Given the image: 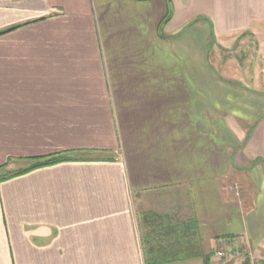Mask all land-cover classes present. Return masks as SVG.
<instances>
[{
	"label": "crops",
	"instance_id": "obj_1",
	"mask_svg": "<svg viewBox=\"0 0 264 264\" xmlns=\"http://www.w3.org/2000/svg\"><path fill=\"white\" fill-rule=\"evenodd\" d=\"M58 156L0 264L264 262V0H0V172Z\"/></svg>",
	"mask_w": 264,
	"mask_h": 264
},
{
	"label": "trees",
	"instance_id": "obj_2",
	"mask_svg": "<svg viewBox=\"0 0 264 264\" xmlns=\"http://www.w3.org/2000/svg\"><path fill=\"white\" fill-rule=\"evenodd\" d=\"M68 160H70V159L66 158V157L58 156V157H54V158L49 159V160L38 161V162H35L34 164H31L27 168L17 170L13 173L8 174L7 176L0 178V181H4V180L10 179V178L25 174V173L30 172V171L37 169V168H41V167L49 166V165H55V164L62 163V162L68 161ZM210 257L211 256L206 257V264H211L210 263ZM247 263H248L247 260H245L243 262V264H247ZM260 264H264V262H261Z\"/></svg>",
	"mask_w": 264,
	"mask_h": 264
},
{
	"label": "built area",
	"instance_id": "obj_3",
	"mask_svg": "<svg viewBox=\"0 0 264 264\" xmlns=\"http://www.w3.org/2000/svg\"><path fill=\"white\" fill-rule=\"evenodd\" d=\"M241 255L246 256V260L248 261L247 264H260L256 263V261L254 260L253 257L248 256L247 254H245L244 252H241L240 250H236L233 248H224L218 252H216L215 256L218 257L221 260V263L226 264V260L230 259V258H236V257H241Z\"/></svg>",
	"mask_w": 264,
	"mask_h": 264
},
{
	"label": "rangeland",
	"instance_id": "obj_4",
	"mask_svg": "<svg viewBox=\"0 0 264 264\" xmlns=\"http://www.w3.org/2000/svg\"><path fill=\"white\" fill-rule=\"evenodd\" d=\"M255 49H256V45L254 44L253 45V43L251 44V52H254L255 51ZM247 51H249L248 49H247ZM244 54V56H242L241 55V61H247V57L249 56L247 53H243ZM252 56H253V54H252ZM240 59V58H239ZM249 59V58H248ZM246 64V66L248 67V65H249V69L250 68H252V66H253V62L251 61V63H245ZM248 69V68H247ZM24 166V165H23ZM23 166H17V165H15V166H12V167H10L9 169H8V171L7 170H5V171H3V172H0V178H2V177H4V176H7L8 174H10V173H13V172H15V171H17V170H20V169H23ZM27 166V165H26ZM26 166H24L25 168H26ZM29 167V166H28ZM246 256H244V255H241V257H236L237 259H239V260H241L242 262H244L245 260H246V258H245ZM218 258V257H217ZM219 259V258H218ZM220 260V259H219ZM229 263V262H228ZM228 263H226V264H228ZM221 264H223V263H221ZM243 264V263H242Z\"/></svg>",
	"mask_w": 264,
	"mask_h": 264
}]
</instances>
